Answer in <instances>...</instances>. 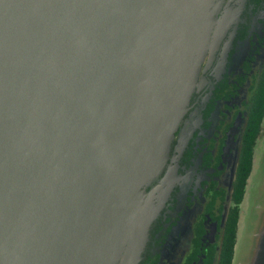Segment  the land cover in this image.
Masks as SVG:
<instances>
[{"label": "water", "instance_id": "1", "mask_svg": "<svg viewBox=\"0 0 264 264\" xmlns=\"http://www.w3.org/2000/svg\"><path fill=\"white\" fill-rule=\"evenodd\" d=\"M223 3L0 0V264L138 263Z\"/></svg>", "mask_w": 264, "mask_h": 264}, {"label": "flooded vegetation", "instance_id": "2", "mask_svg": "<svg viewBox=\"0 0 264 264\" xmlns=\"http://www.w3.org/2000/svg\"><path fill=\"white\" fill-rule=\"evenodd\" d=\"M240 3L238 20L229 10L230 26L202 61L164 169L151 183L177 160L176 183L137 264H222L241 143L264 68L256 66L264 45V0H224L223 8Z\"/></svg>", "mask_w": 264, "mask_h": 264}, {"label": "rangeland", "instance_id": "3", "mask_svg": "<svg viewBox=\"0 0 264 264\" xmlns=\"http://www.w3.org/2000/svg\"><path fill=\"white\" fill-rule=\"evenodd\" d=\"M213 40L214 37L209 44V52ZM256 63L258 68L264 64V45ZM262 124L263 130L254 149L252 170L239 205L232 264H264V119ZM232 171L233 166L230 167L231 174Z\"/></svg>", "mask_w": 264, "mask_h": 264}, {"label": "trees", "instance_id": "4", "mask_svg": "<svg viewBox=\"0 0 264 264\" xmlns=\"http://www.w3.org/2000/svg\"><path fill=\"white\" fill-rule=\"evenodd\" d=\"M264 119V68L260 82L254 95L243 140L239 166L236 174V182H239V189L234 194V205L231 207V215L225 224L224 249L222 251V264H231L236 242V232L239 217V205L243 199L247 179L250 176L256 141L262 131ZM237 189V188H236Z\"/></svg>", "mask_w": 264, "mask_h": 264}]
</instances>
